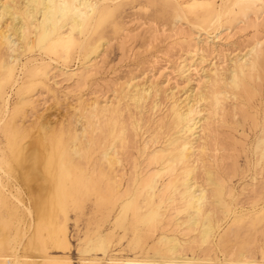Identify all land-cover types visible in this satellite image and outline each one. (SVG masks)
Listing matches in <instances>:
<instances>
[{"label":"bare ground","instance_id":"1","mask_svg":"<svg viewBox=\"0 0 264 264\" xmlns=\"http://www.w3.org/2000/svg\"><path fill=\"white\" fill-rule=\"evenodd\" d=\"M116 1L0 0V129L10 114L9 90L17 87L16 89L29 91L39 83L41 79L38 78L45 73L40 64L45 59L66 62L73 53L79 58L86 42L90 40L92 45L91 52L87 55V62L82 65V70L70 71L68 76L84 78L86 73L92 71L90 68L98 56L103 41L99 37L94 38L91 34L98 21L106 15L107 9ZM229 2L233 6L244 7L245 12L251 11L254 7L259 11L264 8V0H221L216 7L209 2L201 8L198 25L195 23L191 25L202 31L209 28L218 30L225 10L223 7ZM196 6L197 3L192 1L187 7H180L181 15L184 13L183 15L186 16L188 12L196 14L193 12V7ZM247 15L249 14H245ZM261 19L264 21V14ZM249 45L250 48L246 53L232 59L225 72H219L217 69L209 71L202 90L192 93L191 89L180 99L171 95L172 100L166 116L168 120L165 121L163 117L164 122L163 119L159 123L156 122L155 130L153 133L150 132L148 141L143 143L141 148L135 149L139 153V158L133 157L132 160V155L130 156L131 167L128 172L124 154L126 152L130 154L128 148L133 144L137 146L134 139L139 135L137 130H140L141 124L139 115L137 120H130L131 122L126 121V117L124 119L123 105L128 102L127 110H129L128 105L141 109L143 103L152 95L153 86L152 89L151 86L139 84L133 79L125 81L119 98L112 97L102 103L97 99L82 100L76 108L78 115L76 120L61 123L55 128L48 126L49 122L46 121L47 125L44 121L45 123L40 126L41 132L34 136L26 132L21 123L17 124L14 120L13 125L9 127L6 120L3 133L1 132L5 142L0 145V191L5 189L8 194H1L0 199L4 195V199L8 198L15 204V220L13 219L12 224L14 253L12 256L7 254L8 257H2L5 259L0 263L71 264L66 258L68 256L52 257L48 255L46 249L48 246L61 252L69 249L67 237L69 209L80 208L90 197L94 199V211L99 215L96 220L106 221L108 228L103 234L98 233L88 242L86 240L83 252L101 251L104 255L105 239L109 243L110 238L118 236L116 233L121 231L117 243L129 234L130 249L144 254L140 257L135 254L132 258L126 259L110 256L105 264H188L194 259H196L194 262L207 263L209 260V258L206 260L207 254L213 251L215 237L221 227H224L222 224L226 222V218L239 220L250 211L243 206V203L228 202L225 199L229 194L225 177L218 172L220 169L216 171L212 169L219 161H217L219 159L217 151L226 150L218 147V134L216 135L214 124L219 118L223 119L227 101L236 102L231 104L230 108L228 105V112H231L232 116L241 115L239 113L243 110L240 106H236L237 101L239 102V98L242 97L248 102L253 94L251 92L254 89L253 85L260 84L264 62V39H255ZM186 66L187 63L183 60L180 73L189 70V66ZM156 90H154L155 94ZM25 98L27 101L29 97L24 96L21 99ZM157 105L155 101L154 106ZM150 113L152 114V111ZM129 115L126 116L130 117ZM260 133L261 137L257 139L254 148L257 156L255 163L259 169H262L264 129ZM206 156L209 159H206ZM222 167L221 171L224 172ZM230 168L232 170L234 167ZM227 171L229 173L228 169ZM250 178L255 180V176ZM259 182L258 185H250L251 196H248V200L252 203L264 197L262 196L264 180ZM8 224L5 227L9 226ZM170 224L176 227V231L177 228H181L179 231H182V237L166 233L165 228ZM97 225L101 230L100 223ZM189 234L195 235L187 239L183 238ZM195 247L203 253L204 257L201 260L200 257L193 256ZM36 250L41 253L34 254ZM28 252L31 254L28 255ZM187 252H190V257L186 255ZM233 253L234 250L231 252L232 256ZM37 256L40 257L39 261L36 259ZM239 256L236 261L238 264H256L250 255L241 252ZM101 261L102 258L95 256L84 258L82 264H101ZM226 264L231 262L226 261Z\"/></svg>","mask_w":264,"mask_h":264},{"label":"rangeland","instance_id":"2","mask_svg":"<svg viewBox=\"0 0 264 264\" xmlns=\"http://www.w3.org/2000/svg\"><path fill=\"white\" fill-rule=\"evenodd\" d=\"M192 1L197 3V6L193 7V12L196 14L186 12V16H184V13V15H181L182 12L180 11L182 10H180V7H187L188 3H191ZM220 1L221 0H117L115 4H111L109 9H107L106 15L98 21L95 30L91 34L94 38L96 37L98 39L99 37L103 41V44L100 46L101 49L99 48L100 54L98 53V56L94 59L93 66L90 68V71L92 69V73H86L84 78L79 76H73L74 78H72L68 76L70 71L78 72L82 70V65L87 62V55L91 52L92 45L90 40L86 42L85 49L79 58H76V54L73 53L71 54L72 57H70L69 61L66 62H54L45 59L42 64H40L42 65V71L45 73L40 75L38 80H41L39 83L35 84L37 86L34 85L32 87V89L34 88L33 90L30 89L29 91H25L21 88L16 89L17 87L9 90L8 93L10 94V97L8 100V106L11 115L9 114L7 116L6 120L8 124H10H7V126L11 127L15 120L17 121V124H22L27 130L26 132L31 136H34L41 132L40 126L46 121L49 122V125L47 122L45 124L55 128V126L57 127L61 123L76 120L78 117L76 108L78 103L82 100L92 101L97 99L102 103L112 97L117 96L119 98L121 95V87L125 85V81L127 82L133 79V81H137L139 84L153 86L154 89L152 87L153 91L151 93L152 95H150L147 100L148 103H143L141 109H135L132 105H128L129 110H127L126 105L129 103L125 102L126 104L124 103L123 105L124 119L126 117V121H134L138 119L139 115L140 121H138L141 124L140 130H137L139 134L137 137L139 136L140 138L136 137L134 139L136 140L138 147L136 144H133L135 147L132 145L128 148L130 154L127 152L126 154L128 156L124 154V159H127L125 167L128 172L131 167L130 156L132 155V160L133 157L139 158V153L135 149L141 148L143 143L148 141L150 132L152 131L153 133L157 123H159L161 119H163V122L164 118L165 121L168 120L166 117L168 114L167 108L170 105L172 96L175 98L179 97L180 99L191 89L192 93L202 90L206 84L204 81H206L207 74L210 73L209 71L217 69L219 72H223L229 67L235 56H241L246 53L250 48L249 44H251L252 41L258 38L264 39V21L261 19L264 14V8L259 11L258 8L254 7L255 9L253 8L251 11L249 10L245 12L243 10L244 7L233 6L231 5V2H229V5L227 4L223 7V10H225L223 11L221 19V27H219L218 30L213 28L204 29L205 33L204 30H199L191 25L192 23L198 25L200 20L199 16H201V8L204 4L211 2L209 4L216 7L220 4ZM228 6L231 8L229 7L227 10L226 7ZM245 14L249 15L245 16ZM240 20H242V22ZM254 23H259L260 25L255 26ZM183 60H185V63L189 66V70L180 73ZM263 70L261 71L262 73L260 72V84L253 85L254 89L251 91L255 95L252 94V96L249 97L248 102L242 97L241 99L239 98V102L237 101L236 106H240V109L242 108L243 110V112L239 113L241 115L236 114L235 116H232V113H229L228 110L232 106L231 104H235L236 102L227 101L226 113L224 114L223 119H218V122L216 123L218 126L214 124L216 135L218 134L217 143L222 145L218 144V147H223L226 150L223 152L222 150L217 151V158L219 157L217 161H219L216 162L217 165H213L212 169L215 171L220 169L218 172L222 173L225 177L227 183L226 188L229 193H226L227 196H225L227 198L225 197V199L228 202L243 203V206L250 211L246 213V216L243 215L240 219L238 218L239 220H233L232 217H229L230 219L228 217L226 218V222L222 224L224 227H221V230L219 229L220 231L215 237L214 249L212 248L213 251H209V255L207 254L206 260L209 258L207 263H203L202 261H200V263L194 262L196 260L194 259L193 262L188 264H226V261H230L231 264H238L236 261L240 258L239 254L241 252L245 253L247 256L250 255V257L255 260L253 261L254 263L264 264V197L259 199L257 201L258 203H252L248 200L251 196L250 185H258L259 181V183H261L264 180V167L259 169L256 165L255 162L257 156L254 148L257 139L261 137V135H259L261 134V130L264 129ZM87 74L90 75L88 76ZM82 79L84 80L82 81ZM116 90L118 93H116ZM154 90H156V94ZM153 93L155 96H153ZM24 96L29 97L27 98V101L26 98L23 100L21 99ZM20 100L22 101L19 102ZM155 101H157V107L154 106ZM131 108L133 113L130 112ZM164 108L166 109L164 110ZM158 109L160 111H158ZM143 110L146 111L144 112ZM150 111H152L153 117ZM136 112H138V114ZM160 112L162 113L160 114ZM128 113L130 115L132 113L133 116H130ZM134 113H136L137 116H135ZM126 115H129L130 117ZM141 120H143L142 123ZM5 121L2 124L3 126H1L2 130L0 129V145L5 142L4 135L2 134L4 125L7 123ZM128 124L130 125L129 122ZM147 131L148 133H146ZM142 132L143 135H141ZM207 152L210 153L209 151ZM209 155H211V153ZM205 158L209 159L207 156ZM221 167L224 172L221 171ZM230 167L234 168L231 170ZM227 169L229 170V173ZM252 176H255L254 181L250 178ZM3 193L6 195L8 194L5 189L0 191V195ZM3 196L4 195L1 196L0 204L6 201L2 205L4 207L7 206L8 210L0 205V209L2 208L0 212V218L2 219L0 220V227H2V229L0 228V235L4 234L3 236H0V245L2 246L0 247V262L5 259L2 257L12 256L14 253L12 248L14 246L12 242L14 227H12V224L15 220V204L8 198L4 199L5 197ZM93 202L94 199L90 197L86 202L82 203L80 208L74 207L69 209L67 234L70 244L69 249L65 252H61L48 246L46 249L48 255H51L52 257L61 256L64 258L68 256L66 258L71 264H82L84 258L87 259L95 256L102 258L101 264H105L110 256H115V258L120 259H126L128 257L132 258L135 254L139 257L142 256L144 253H136V251L130 249L128 241L130 240L131 235L127 234L126 238L121 239V242L117 243L121 231L116 233L118 236H112V238H110V242L113 241L112 243H107V240L105 239L106 250L104 255L101 251L83 252L84 246L88 240L94 238L98 233L103 234L108 228L106 221H103L104 227L103 222H98L100 221L99 219L96 220V218H99V215L98 213L96 215L94 211ZM249 202L252 203L253 206ZM11 203L13 205H11ZM8 205H10V207H8ZM5 222L10 223L11 225L8 223L5 224ZM99 223L101 225V230L99 225H97ZM7 224L9 226L5 227ZM165 229L167 234H177V236L182 237V231H179L181 228H177L176 231V227L173 224L166 226ZM95 230H97L96 234L93 235ZM194 235L195 234L185 235L183 238L187 239ZM229 236L230 238H228ZM86 240L87 242H85ZM9 248L11 250H9ZM233 250L235 253H233L232 256L231 252H233ZM199 251L200 249L195 247L193 256L194 258L196 256L200 257L199 260H201L204 256L203 253L201 251L199 253ZM238 251L240 253H238ZM18 252L20 253V251ZM37 252L38 250H36L34 254H37ZM20 254H22V252ZM30 254L31 252H28V255ZM186 255L188 257L191 256L190 252H187ZM237 256L239 257L237 258ZM36 259L39 261L40 257L37 256ZM233 260L235 262H233Z\"/></svg>","mask_w":264,"mask_h":264}]
</instances>
